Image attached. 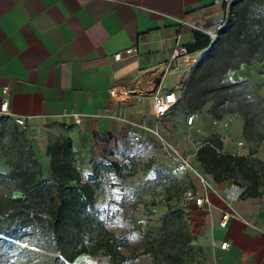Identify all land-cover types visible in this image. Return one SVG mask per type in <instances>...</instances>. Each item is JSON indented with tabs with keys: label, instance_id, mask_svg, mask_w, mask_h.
I'll use <instances>...</instances> for the list:
<instances>
[{
	"label": "crops",
	"instance_id": "crops-1",
	"mask_svg": "<svg viewBox=\"0 0 264 264\" xmlns=\"http://www.w3.org/2000/svg\"><path fill=\"white\" fill-rule=\"evenodd\" d=\"M231 1L0 0V100L7 87L12 116L40 126L43 133L62 128L72 140L73 164L82 174L90 173L103 149L144 137L138 124L148 125L149 109L154 125L163 119L179 129L191 127L186 123L191 112L185 114L179 102L156 119L152 96L165 90L179 96L190 71L187 54L173 55V49L185 48L193 29L218 22ZM129 47L132 55L113 58ZM242 66L222 81L232 82L229 74ZM111 88L124 90V96H112ZM196 122L200 129L204 120L196 116ZM228 134L219 136L222 150L249 155L241 115L231 116ZM46 144V138L37 140L40 152ZM197 147L190 153L193 161ZM259 149L251 156L259 157ZM215 183L218 190L191 178L196 193L209 202L185 203L197 242L207 251L205 264H264V204L251 196L238 199L227 193L228 183ZM225 209L235 215L221 226ZM224 241L228 244L222 248Z\"/></svg>",
	"mask_w": 264,
	"mask_h": 264
},
{
	"label": "rangeland",
	"instance_id": "rangeland-1",
	"mask_svg": "<svg viewBox=\"0 0 264 264\" xmlns=\"http://www.w3.org/2000/svg\"><path fill=\"white\" fill-rule=\"evenodd\" d=\"M199 29L207 32L215 41L229 30L233 31V49L240 65L243 66L229 74L230 81L247 79L252 83L264 82V0H232L218 22L213 26L203 25ZM223 46L227 47V44ZM186 54L190 72L197 73L202 67L208 72L210 67L205 68L198 64L207 54L206 50L193 53L186 51ZM220 66V63H214L211 70ZM186 81L187 79L182 81L179 96L183 93ZM261 93L264 95V85ZM216 103L217 101L211 100L198 109H189L180 101L179 106L185 114L191 111L195 113L191 127L186 130L179 129L174 122L166 124L163 119L159 120L161 123L154 125L150 109V120L147 123L149 126H156L175 147L190 155L191 150L200 146L206 139L229 137L231 116L238 113L230 111L231 100H225L218 106H215ZM209 109H214V116L208 112ZM196 116L204 120L200 129L196 124ZM248 116L261 118V124H264V103L249 111ZM213 118H227L229 126L227 129H220L214 125L216 131L211 132L214 128L211 122ZM39 127L19 125L8 116H0V172H7L13 162L21 160L17 157L16 148L23 146L24 150L28 147L32 149L42 166L44 177H50L49 156L46 154V148L42 152L39 151L37 140L46 138L48 144L57 137L66 136L62 128L55 126L45 132V137ZM203 129L208 133H203ZM144 134L143 138L137 140H123L113 150L105 148L101 155L94 158L95 163L115 161L123 165L120 174L115 171H102L99 176L101 187L95 192L94 202L98 205L107 228L119 238L120 251L129 257L127 264H205L207 251L197 242L189 212L183 201V192L191 184V177L183 173H173L172 159L164 153L159 141L147 133ZM247 144L250 149L251 144L248 141ZM261 146H264V140L257 148H260L257 158L264 161V148ZM239 152L241 153V149ZM207 178L218 190L211 175L208 174ZM222 182L228 183L229 189L226 191L231 196L238 199L249 197L243 193L244 183H234L231 178ZM0 192H6L1 184ZM169 196L172 197L170 200L167 199ZM254 200L264 204V194ZM169 205L177 210L166 230L147 235L148 227L161 225L160 217L168 210ZM13 243L11 245L7 240H0V264H37L42 261L40 255L45 253V250L39 248L34 240L21 238ZM68 264H110V258L102 254L93 256L82 253Z\"/></svg>",
	"mask_w": 264,
	"mask_h": 264
},
{
	"label": "trees",
	"instance_id": "trees-1",
	"mask_svg": "<svg viewBox=\"0 0 264 264\" xmlns=\"http://www.w3.org/2000/svg\"><path fill=\"white\" fill-rule=\"evenodd\" d=\"M192 37L185 45L186 51L206 50L207 54L198 64L210 68L208 72L203 67L197 73L190 72L177 102L183 101L187 108L198 109L211 100L217 101L215 106L231 100L230 111L241 115L243 136L251 144L249 155L233 154L222 150L219 136L211 137L197 148L193 162L215 182L231 178L234 183H244V195L260 196L264 194V161L251 155L264 140V124L261 118H250L248 112L264 103V95L259 93L261 83L247 79L222 81L228 70L242 65L233 49L232 30L215 41L207 32L195 28ZM214 63L221 66L211 70ZM214 109L208 111L213 116ZM16 152L21 160L13 162L7 172H0V184L6 190L0 192V240H7L11 245L21 238L34 240L45 250L40 255L42 261L37 264H68L82 253L107 255L110 264H127L129 257L120 251L119 238L107 228L94 202L95 192L101 187L102 171L120 174L123 165L101 161L92 165L90 173L82 174L73 164L71 138L57 137L46 146L50 175L46 178L30 147L24 150L18 146ZM176 210L169 205L160 217L161 225L148 227L147 235L165 231Z\"/></svg>",
	"mask_w": 264,
	"mask_h": 264
},
{
	"label": "built area",
	"instance_id": "built-area-1",
	"mask_svg": "<svg viewBox=\"0 0 264 264\" xmlns=\"http://www.w3.org/2000/svg\"><path fill=\"white\" fill-rule=\"evenodd\" d=\"M134 48L129 47L126 48L123 51H117L113 54V58L115 60L122 59L124 56H129L134 53ZM185 53L186 49L183 47H176L173 49V55H178L180 52ZM7 87H4L3 89V97L0 100V116H8L12 118L17 124L19 125H25L26 121L25 118L21 116H12L9 111V99L7 96ZM110 94L112 96H118L123 97L125 94V91H117L116 88L110 89ZM178 96L174 91L171 90H165V91H156L152 96V111L153 115L156 119H159L163 116H165L172 107L177 103ZM195 119L194 113H189L186 118V123L188 125H191ZM74 121H79V116L74 115ZM213 125L216 127H219L220 129H227L229 126V120L227 118H213L212 119ZM138 127L142 129L145 133L155 137L164 153L172 159L171 163V170L173 173H186L191 178H194L202 185L204 188L211 189L213 188L211 183L209 182L207 176L200 171L194 164L191 155L179 150L177 147L174 146V144L171 142V140L163 135L156 126H149L147 124H138ZM134 139H139L138 136H135ZM238 146L243 145V141L237 142ZM81 182H84V180H81ZM183 201L185 203L194 202L197 206H202L204 203L209 202L208 197L204 194H197L196 190L191 186L187 188L183 195ZM235 215L231 210L225 209L222 211L220 225L225 226L228 219ZM227 242H222L221 247L225 248L227 246Z\"/></svg>",
	"mask_w": 264,
	"mask_h": 264
}]
</instances>
